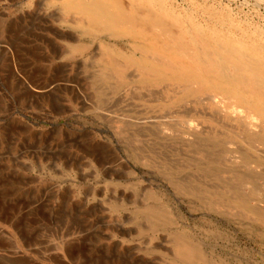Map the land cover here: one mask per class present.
<instances>
[{
  "label": "rangeland",
  "instance_id": "1",
  "mask_svg": "<svg viewBox=\"0 0 264 264\" xmlns=\"http://www.w3.org/2000/svg\"><path fill=\"white\" fill-rule=\"evenodd\" d=\"M167 1L264 37V0ZM76 18L0 0V264H264V216L244 207L264 212V121L193 80L119 77L101 42L139 47ZM180 234L209 260H182Z\"/></svg>",
  "mask_w": 264,
  "mask_h": 264
},
{
  "label": "bare ground",
  "instance_id": "2",
  "mask_svg": "<svg viewBox=\"0 0 264 264\" xmlns=\"http://www.w3.org/2000/svg\"><path fill=\"white\" fill-rule=\"evenodd\" d=\"M60 2L77 16L74 22L84 31L98 29L127 36L131 44L139 47L138 55H134L131 48L124 52L101 42L100 62L114 69L119 77L122 64L130 63L141 68L142 77L193 80L199 87L227 94L264 121V37L254 26L224 18L207 7L202 10L207 17L199 20L191 10L179 9L167 0ZM148 49L159 56L149 58L145 53ZM231 204L244 206L243 199L231 200ZM244 207L264 216L260 209ZM145 209L154 218L166 217L165 208L157 210L149 205ZM176 238V253L182 260H209L186 236Z\"/></svg>",
  "mask_w": 264,
  "mask_h": 264
}]
</instances>
